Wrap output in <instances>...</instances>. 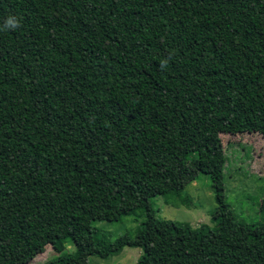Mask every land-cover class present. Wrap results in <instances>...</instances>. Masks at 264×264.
I'll use <instances>...</instances> for the list:
<instances>
[{
    "label": "trees",
    "instance_id": "trees-1",
    "mask_svg": "<svg viewBox=\"0 0 264 264\" xmlns=\"http://www.w3.org/2000/svg\"><path fill=\"white\" fill-rule=\"evenodd\" d=\"M252 132L264 0H0V264L48 245L43 264L126 247L137 264H264V217L226 198L221 134ZM188 163L211 178L213 226L158 217L146 192L180 193ZM128 215L144 220L115 240L94 227Z\"/></svg>",
    "mask_w": 264,
    "mask_h": 264
},
{
    "label": "rangeland",
    "instance_id": "rangeland-1",
    "mask_svg": "<svg viewBox=\"0 0 264 264\" xmlns=\"http://www.w3.org/2000/svg\"><path fill=\"white\" fill-rule=\"evenodd\" d=\"M221 140L227 157L225 170L227 201L240 217L251 223L258 222L264 217L261 213V200L264 196V136L253 132L236 135L223 133ZM178 166L181 167L183 174L187 175L185 178L182 176L184 184L179 187L182 190L180 193L161 194L153 187L145 188L158 210V217L193 227L201 224L213 226L211 219L217 202L211 178L204 173L197 174L189 163ZM122 211L124 209L118 213ZM143 220L142 217L128 215L120 221L95 222L94 227L99 236L115 240L123 234L134 233ZM74 250L75 247L71 245L68 251ZM142 253L140 247H126L119 255L106 259L82 256L78 264H85V261L86 264H137ZM54 255L56 251L52 245H48L31 264H43Z\"/></svg>",
    "mask_w": 264,
    "mask_h": 264
},
{
    "label": "clouds",
    "instance_id": "clouds-1",
    "mask_svg": "<svg viewBox=\"0 0 264 264\" xmlns=\"http://www.w3.org/2000/svg\"><path fill=\"white\" fill-rule=\"evenodd\" d=\"M6 26L14 28L17 26V21L15 20V18H9L6 22Z\"/></svg>",
    "mask_w": 264,
    "mask_h": 264
}]
</instances>
